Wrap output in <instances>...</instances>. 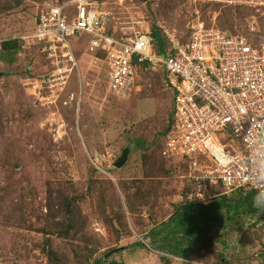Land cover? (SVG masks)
I'll use <instances>...</instances> for the list:
<instances>
[{
  "label": "rangeland",
  "instance_id": "rangeland-1",
  "mask_svg": "<svg viewBox=\"0 0 264 264\" xmlns=\"http://www.w3.org/2000/svg\"><path fill=\"white\" fill-rule=\"evenodd\" d=\"M57 1L67 0H0V39L8 41L0 57V264H92L116 249L111 259L122 264H264L263 210L226 219L214 245L189 259L153 250L150 239L133 246L189 202L185 165L161 156L173 92L162 70L140 68L127 95L109 94L105 54L82 35L71 41L79 66L61 97L39 100L52 67L22 37ZM94 1L119 38L158 27L188 42L203 23L264 39V12L231 0ZM253 21L259 32L250 33Z\"/></svg>",
  "mask_w": 264,
  "mask_h": 264
},
{
  "label": "built area",
  "instance_id": "built-area-1",
  "mask_svg": "<svg viewBox=\"0 0 264 264\" xmlns=\"http://www.w3.org/2000/svg\"><path fill=\"white\" fill-rule=\"evenodd\" d=\"M229 2L264 12V0ZM97 3L57 1L38 13L34 30L22 37V47L39 45L52 67L40 80L38 99L56 103L61 97L79 66L71 41L88 35L89 49L105 54L111 95H127L144 66L163 71L173 113L162 154L185 165L189 202L207 205L242 189L255 190L264 200V39L199 23L188 42L166 31L170 47L160 53L151 31L121 38L111 33ZM248 28L260 31L257 21ZM4 42L0 39V57Z\"/></svg>",
  "mask_w": 264,
  "mask_h": 264
},
{
  "label": "trees",
  "instance_id": "trees-1",
  "mask_svg": "<svg viewBox=\"0 0 264 264\" xmlns=\"http://www.w3.org/2000/svg\"><path fill=\"white\" fill-rule=\"evenodd\" d=\"M152 36L156 50L165 53L170 47L166 33L158 27H153ZM7 42H4V49ZM162 150L163 145L161 156L164 158ZM244 190H240L236 197L221 195L207 205L194 202L180 204L168 220L151 229L143 241L133 246L146 248L145 241L150 239L149 245L153 250L189 259L194 249L209 248L214 245L213 235L218 228L225 226L226 219L244 214L255 215L261 210L264 211V200L259 197L257 191L248 190L244 193ZM118 250L120 249L113 251ZM113 251L107 252L103 258L92 264H122L111 259Z\"/></svg>",
  "mask_w": 264,
  "mask_h": 264
},
{
  "label": "water",
  "instance_id": "water-1",
  "mask_svg": "<svg viewBox=\"0 0 264 264\" xmlns=\"http://www.w3.org/2000/svg\"><path fill=\"white\" fill-rule=\"evenodd\" d=\"M130 153H131V148L130 146H128L123 150L122 155L117 159L115 166L117 168H122L127 163Z\"/></svg>",
  "mask_w": 264,
  "mask_h": 264
},
{
  "label": "crops",
  "instance_id": "crops-1",
  "mask_svg": "<svg viewBox=\"0 0 264 264\" xmlns=\"http://www.w3.org/2000/svg\"><path fill=\"white\" fill-rule=\"evenodd\" d=\"M37 19V18H36ZM35 25H36V23H35ZM35 28V27H34ZM260 197V196H259ZM218 198V197H217ZM216 200V199H215Z\"/></svg>",
  "mask_w": 264,
  "mask_h": 264
}]
</instances>
